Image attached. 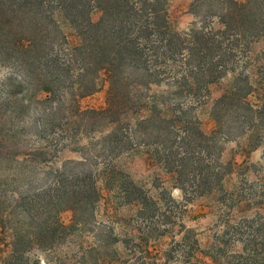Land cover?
I'll use <instances>...</instances> for the list:
<instances>
[{
  "label": "rangeland",
  "instance_id": "374dc122",
  "mask_svg": "<svg viewBox=\"0 0 264 264\" xmlns=\"http://www.w3.org/2000/svg\"><path fill=\"white\" fill-rule=\"evenodd\" d=\"M5 5L8 10V0ZM166 9L172 28L182 33L192 27H217L216 15L221 13V3L166 0ZM43 14L51 18V23L46 19L50 44L46 53L59 55V62L67 65L64 71L56 66L49 69L44 64L36 70V74L43 75L46 80L58 81L53 84V97L40 100L45 98L37 94L38 79L43 77L36 78L35 70L32 73L30 68L19 69L8 61V49L0 54V215L3 219L0 222V264L8 262V242L14 231L29 240L47 227L56 230L55 234L42 238L43 249L26 246L25 255L30 264L35 259L39 264H151L148 260L139 262L147 256L139 252L140 245L144 250L168 251V260L163 264H180L175 259L189 252L182 240L196 246L200 257L208 263L210 259L216 264L264 263L263 147L245 156L239 149L245 139L239 131L227 133L228 139L217 133L211 137L213 141L208 150L211 160L204 159V162L206 160L212 173L217 165L233 159L234 172L226 174L228 166L223 167L220 171L222 186L212 195L204 193L197 197L190 190L192 188L184 190V194L179 186H174L169 172L158 161L156 152L160 153L163 148L150 145L158 137H165L157 124L147 127L149 138L144 137L142 129L130 135L125 127L127 122L118 125L117 128H124L122 135L130 136L132 147L143 139H148L151 146L121 154L126 144L114 148L109 143L110 127L106 120L98 121L81 113L105 107L106 87L99 89L97 81V92L75 97V87H84L86 80L82 84L79 82L76 76L79 68L70 57L69 46L77 42L72 25L55 5L43 7ZM91 17L96 20L97 12ZM229 78L227 76L222 83ZM167 83L163 81L161 89ZM220 87L212 89V99L219 96ZM155 90L157 88H152ZM176 97V105L193 106L187 95ZM168 101H172L171 98ZM210 105L211 101L204 106L194 105L188 114L207 135L215 129ZM178 112L179 109L174 115H179ZM172 114L173 111L167 115L173 121ZM176 129L175 126L171 136L180 146L182 129ZM194 145L198 147L197 140ZM194 151L197 152V148ZM197 158L203 162L198 153L193 161L197 162ZM112 165L113 172L105 170L112 169ZM88 173L100 174L97 179L100 198L93 204L92 194L87 193L89 196L72 212L75 199L67 195L76 183L71 179L73 176L83 178ZM105 177L107 181L103 180ZM117 177L125 183L118 182L120 178ZM91 183V179L84 182L86 187ZM120 185L131 191L133 185L132 197L140 194L146 201L128 204L130 194L124 196L118 189ZM149 198H153L152 201ZM32 199L34 202L30 205ZM73 219V226L68 227ZM59 224L62 227H57ZM258 248L262 250L248 258L236 256Z\"/></svg>",
  "mask_w": 264,
  "mask_h": 264
},
{
  "label": "trees",
  "instance_id": "16d2710c",
  "mask_svg": "<svg viewBox=\"0 0 264 264\" xmlns=\"http://www.w3.org/2000/svg\"><path fill=\"white\" fill-rule=\"evenodd\" d=\"M192 1L221 3V13L216 15L217 27L204 25L182 33L175 31L168 18L166 0H49L47 3L44 0H8V10H5L7 0H0V54L8 49V61L19 69L30 68L32 73L35 70L36 78L43 77L38 79L37 94L45 97L40 100L53 97V84L58 81L46 80L43 75L36 74V70L42 64L49 69L52 66L63 71L67 68L65 62H59V55L46 53L50 46L46 19L51 23V18L44 17L43 7L57 6L64 19L72 25L77 40L76 44L69 46L70 57L79 68L76 76L81 84L86 80L84 87H75V97L81 98L97 92L100 86L106 87L105 107L81 113L98 121L106 120L110 127L109 143L114 148L126 144L121 154L131 153L138 147L151 148L152 144L156 149L162 147L160 153L156 152L158 161L169 172L174 186H179L182 191L192 188L190 190L197 197L204 193L212 195L222 186L220 171L228 166L226 174H232L235 162L232 159L217 165L212 173L208 170L210 167L205 162L211 160L208 153L213 141L211 137L219 133L223 134V139H228L233 132L239 131L245 138L239 147L243 155L247 156L260 147L264 150V0ZM93 12H97L96 20L91 17ZM63 39L67 41L66 37ZM227 76L230 78L222 83ZM163 81L168 83L161 89ZM218 85L221 86L220 94L212 99V89ZM154 87L157 90L152 91ZM182 94L190 98L193 106L175 104L176 96ZM208 101H211L209 113L215 123L210 135L202 132L196 119L188 115L194 105L204 106ZM177 109L179 115H174ZM172 111L173 121L167 115ZM130 113L136 118H132ZM124 122H127L125 127L130 135L142 129L144 137H148L147 127L157 124L165 137H158L150 145L148 139H143L132 147L130 136L121 133L124 128H117ZM175 126L176 130L182 129V137L178 141L180 146L171 136ZM196 140L198 147L194 145ZM196 148L197 152L194 151ZM196 153L203 162L198 158L197 162L193 161ZM114 168L112 165V169L105 170L113 172ZM99 175L88 173L83 178L72 177L71 182L76 185L67 195L75 199L74 207L70 209L72 212L81 200L89 196L87 193L92 194L93 204L99 200ZM108 177L103 180L107 181ZM87 179L92 180L89 187L84 184ZM118 182L124 181L120 178ZM130 188L132 191L125 185L118 187L124 196L130 194L128 204L146 201L140 194L132 197L134 186ZM2 220L0 215V222ZM73 224L74 219L68 227ZM58 226L62 227V224ZM55 230L54 227L39 230L29 240L24 234L14 231L8 242V262L4 264H30L29 257L25 255L26 246L43 249L42 238L55 234ZM182 241L189 252L177 257L178 263L216 264L213 259L208 263L200 257L196 246L194 248L188 241ZM140 247L139 252L147 255L139 259L141 263L148 260L151 264H163L168 260V251L160 253L154 248L144 250L142 245ZM261 250L258 248L236 256L248 258ZM31 264H39L38 259Z\"/></svg>",
  "mask_w": 264,
  "mask_h": 264
}]
</instances>
